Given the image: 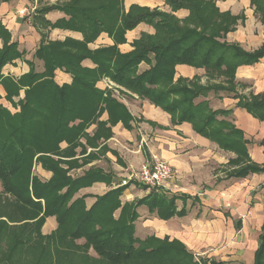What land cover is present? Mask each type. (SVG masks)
<instances>
[{"label":"trees","instance_id":"obj_1","mask_svg":"<svg viewBox=\"0 0 264 264\" xmlns=\"http://www.w3.org/2000/svg\"><path fill=\"white\" fill-rule=\"evenodd\" d=\"M123 1L71 0L44 9L45 13L60 10L67 16L56 24L44 20L46 26L80 32L84 41L49 42L44 36L34 56L44 64V71L37 72L30 62V74L20 80L2 74L7 64L22 58L24 53L18 50L16 42L10 43L11 36L0 22V37L4 40L0 50V85L5 88L6 100L19 108L12 113L0 106V182L4 192L26 214L22 236L8 248L1 264H26L24 252L33 243L31 233L43 242L32 264H56L63 244L80 239L97 254V259L90 258L89 264H199L178 241L156 240V245L146 248L137 245L141 242L134 235L139 207L146 204L151 210H158L161 219H170L184 215V210L177 211L178 198L160 197L152 189L147 198L122 205L120 198L125 187H120L98 197L90 210L85 207L86 197L74 200L80 188L108 178L101 171L91 170L72 179L60 168V160L68 157L72 147H82L81 139H87L86 132L93 124H98L96 139L112 136L99 120L104 106L112 118L122 119L130 129L126 107L111 96L105 97L97 88L104 77L162 107L174 117L175 125L192 123L195 131L222 149L236 153L237 159L250 161L244 133L226 120L231 113L213 111L204 99L211 92L218 94L229 89L195 84L188 87L185 81H175L176 66L205 68L210 77L223 76L232 85L239 67L259 63L264 58V46L248 53L238 44L221 42L233 30L237 19L221 14L216 0H165L172 11L189 10L190 17L184 22L176 16L138 7L125 14ZM252 2L264 24V0ZM144 22L153 25L157 35L144 36L135 42L134 51L122 54L118 45L126 42L128 31ZM102 33L112 37L115 45L92 51L88 45ZM87 59L96 67H84ZM145 62L151 67L140 73L139 67ZM58 69L73 78L72 84L56 83ZM22 90L25 98L15 105L13 99ZM200 98L204 101L197 102ZM240 106L256 119L264 120V98L252 101L240 98ZM221 116L226 119L219 120ZM63 143L67 144L66 148H62ZM38 164L52 172L51 180L43 182L33 173ZM252 173L264 174V166L251 163L234 177L246 178ZM118 211L120 216L115 218ZM50 216L56 217L58 228L44 236L42 228ZM261 231L255 264H264V225ZM52 245L57 249L49 250Z\"/></svg>","mask_w":264,"mask_h":264},{"label":"crops","instance_id":"obj_2","mask_svg":"<svg viewBox=\"0 0 264 264\" xmlns=\"http://www.w3.org/2000/svg\"><path fill=\"white\" fill-rule=\"evenodd\" d=\"M71 0H0V22L7 28L11 42L18 44V50L24 56L7 64L2 71L5 77L14 80L30 74L31 64L36 71L42 73L44 64L35 59L43 37L49 42L66 40L84 41L80 32L46 26L44 20L56 24L59 20L67 19L64 12L44 9L68 3ZM123 13L128 14L131 8L159 11L176 16L181 22L190 17L189 10L172 11L165 0H124ZM217 9L221 14H230L237 19L233 30L221 42L238 44L248 53L261 50L264 46V24L261 14L257 13L252 0H216ZM157 35L155 27L149 23H142L135 29L128 31L126 42L119 44L122 54H129L135 49V42L144 36ZM115 41L107 33L88 45L92 51L109 48ZM4 40L0 37V50ZM84 67L95 68L91 60L83 63ZM151 66L143 63L139 72H145ZM58 85H70L73 78L63 70L55 72ZM185 81L188 87L223 86L228 91L211 92L207 98L213 111L230 112L226 119L244 133L247 142L249 160H241L243 167L234 171L229 168L232 160L238 158L236 153L226 151L209 138L195 131L192 123L183 122L175 125V119L162 107L153 104L149 99L139 97L133 91L115 84L109 77H104L97 84V88L105 97L111 96L126 107L131 121L127 128L122 119L112 118L107 107L101 116L106 130L112 136H102L96 139L98 124L89 127L86 134L95 141L97 146L88 144L83 138L81 145L87 149L86 158L94 155V159L87 165V171L92 169L101 171L108 180L94 182L90 186L80 188L77 198H85L88 210L96 203L98 197L105 196L111 190L125 187L121 196V204L134 203L147 198L153 193L152 189H140L134 180L126 177L131 170L139 169L155 154L161 160L167 161L175 171V179L169 190H156L160 197L178 198L175 202L177 211L184 210V215L170 219H161L158 210L143 204L138 209L139 217L135 223V237L147 240L151 236L159 241L181 242L199 264L211 262L223 264H255L256 253L260 247V236L264 225V174H250L246 178L234 177L236 172L251 163L264 166V120H258L240 106V98L244 101L264 98V58L259 63L241 66L236 70L233 84L230 85L223 76L210 77L205 68H195L187 65L176 66L175 81ZM231 90V91H230ZM20 96L13 99L15 105L25 98L24 90ZM4 86L0 85V106L8 108L12 113L19 111L6 100ZM238 96L239 98H237ZM203 98L197 102L204 101ZM67 144L63 143L62 148ZM79 148L78 156L82 151ZM104 150V151H102ZM106 150V151H105ZM102 151V152H101ZM100 152V153H99ZM73 178H80L86 174L78 169ZM231 171V172H230ZM227 172H229L227 174ZM51 177H48L49 180ZM47 180V181H49ZM46 181V182H47ZM141 185V184H140ZM181 190V191H179ZM202 205L203 213L195 212L197 206ZM120 216V211L115 218ZM58 228L56 217L50 216L42 228V234L49 236ZM79 242L85 243L84 239ZM91 258H97L92 249Z\"/></svg>","mask_w":264,"mask_h":264},{"label":"rangeland","instance_id":"obj_3","mask_svg":"<svg viewBox=\"0 0 264 264\" xmlns=\"http://www.w3.org/2000/svg\"><path fill=\"white\" fill-rule=\"evenodd\" d=\"M221 117H224V116H221ZM88 144L91 145L92 147H95L97 146V141L89 137ZM81 149L82 151L80 155H83L82 157L78 156L79 148L72 147L70 149L71 152L68 155V157L61 159L60 160L61 162L59 163L60 168L65 170L67 175L71 177L72 179H74L72 175L73 174L76 175L78 173L77 171L78 169H81L83 170V172H86L88 163H90V161H92V159H94L95 157L92 154L88 158H86L84 155H86L87 149L84 146H82ZM152 156H156V155L152 154L148 160H150ZM148 160L146 162H148ZM238 167L239 168L243 167V163L240 159H237L235 155V159L231 161L229 168H231L230 169L231 171H234ZM140 169L141 167L139 169L131 170L132 172H130V175H127L126 177L133 179L134 184L137 183L136 185L138 188L145 189L144 187H142V185H140L134 179V175H136V173ZM92 170H95V169H92ZM33 173L43 182H46L47 180H49L48 177L52 178L53 176L52 172L45 170L43 166L39 164L34 167ZM228 173L229 172H227V174ZM76 196L77 195H75L74 200H76ZM125 204H129V203H125ZM202 208H203L202 205H200L199 207L197 206V208L195 209V212L196 213L199 212V214L203 213L204 210ZM25 217H26V214L24 213L23 209L20 207V205H18L15 202L14 198H12L10 195H7L4 192L2 184L0 182V264L3 263L4 255L6 254V251L8 250V248L14 244L15 239H17V237L22 236L21 234L23 232V222H24L23 219ZM23 237L28 238L29 235H23ZM30 238H32L33 243L28 245V247L26 248V250L28 251L24 252V258L26 259L25 260L26 264L33 263V261L39 254L41 245L43 244L42 241L35 238V234L31 233ZM138 240L141 242L137 243V245L138 246L141 245V247H145V248L151 247L157 244L156 242L157 239H155V236H151V238L145 241L139 238ZM58 247L60 248L61 246L58 245ZM56 249H57L56 245H52L51 247H49V250L51 251H54ZM60 250L62 253L60 257H58L59 259L55 262L56 264H89V261H91L90 260L91 257L89 256L90 251L88 247L85 246V243L79 242V240L77 242H71V243L65 242L63 246L60 248Z\"/></svg>","mask_w":264,"mask_h":264},{"label":"built area","instance_id":"obj_4","mask_svg":"<svg viewBox=\"0 0 264 264\" xmlns=\"http://www.w3.org/2000/svg\"><path fill=\"white\" fill-rule=\"evenodd\" d=\"M176 175L172 166L158 156H152L148 162L134 175V179L147 189L169 190Z\"/></svg>","mask_w":264,"mask_h":264}]
</instances>
